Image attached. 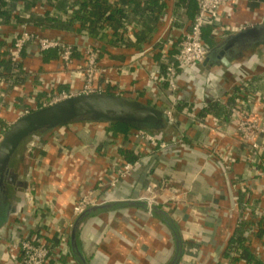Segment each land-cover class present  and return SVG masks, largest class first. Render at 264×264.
I'll return each instance as SVG.
<instances>
[{"label":"crops","instance_id":"crops-1","mask_svg":"<svg viewBox=\"0 0 264 264\" xmlns=\"http://www.w3.org/2000/svg\"><path fill=\"white\" fill-rule=\"evenodd\" d=\"M5 1L0 20L4 122L16 121L26 108H40L56 91L80 89L78 63L83 64L87 48L97 52L103 70L97 85L162 112L173 106L179 123H168L160 131L158 138L169 146L146 157L131 138L133 129L129 134L114 133L105 121L76 122L40 134L32 156L16 169L20 176L30 172L33 178L28 189L12 187L9 202L15 212L4 228L0 223V264H20L11 238L24 229L35 238L57 243L63 227H73L75 201L87 189L95 188L98 202L126 200L140 195L151 180L166 182L159 207L172 218L175 229L143 208L115 206L90 215L81 225L78 241L84 262L72 250L71 227L69 253L49 264H171L177 234L181 238L177 264H215L214 257L220 253L225 257L222 249L235 233L239 217L232 209L239 191L231 179L247 166L232 112L241 100L237 88L245 80L248 88L261 92L256 115L264 118V49L231 67L213 63L182 67L173 90L166 79H158L166 76L167 63L175 60L178 44L197 14L198 0H189L187 6L184 0H107L109 9L102 14L113 16L92 21L85 11L78 16L84 0ZM226 21L234 30L220 38L206 27L214 42L209 49L240 27L264 22V0H243ZM23 31L71 44L78 61L67 64L56 50L41 54L31 44L23 51L18 71L8 72L2 59ZM211 103L218 105L219 113L198 117L197 112ZM199 121L206 123L205 128L198 126ZM171 125L175 131L168 138L163 133ZM124 148L140 152V166L110 187L114 170L133 161L122 153ZM254 186V195L264 201V177Z\"/></svg>","mask_w":264,"mask_h":264},{"label":"built area","instance_id":"built-area-1","mask_svg":"<svg viewBox=\"0 0 264 264\" xmlns=\"http://www.w3.org/2000/svg\"><path fill=\"white\" fill-rule=\"evenodd\" d=\"M242 1L243 0H198L197 14L178 44V53L175 60L167 63L166 76L157 79H166L169 82L170 88L175 90L177 88L176 77L178 75V70L182 67L203 63L209 54L210 49L204 38L206 27H211V33L216 38L224 36L227 32H232L234 26L226 21V18H231L233 16ZM252 25L253 24L245 25L236 31ZM31 44H36L41 54L51 50L58 51L61 60L67 64H75V62L78 61V59H74L76 50L71 44L60 39L47 36L43 37L30 31H23L14 38L13 42L6 50L13 62L14 73L18 71V64L22 60L24 49ZM82 62L83 64L78 63V65H81L79 73L83 80V86L78 90L56 91V93L50 96L49 100L43 103L41 107L57 103L82 93L107 92L102 86L96 84L98 76L102 74L103 71L98 65L97 52L93 49L86 48ZM240 82V89L236 94L241 100L239 99V103L234 108L232 116L236 121L234 133L240 137L239 139L244 146V156L246 160L243 159L246 161L247 166L241 175H237L231 179L234 187L239 191V195L233 202L232 209L240 213L239 221L247 224L248 229L246 235L248 240H258L253 252L264 261V233L260 237L257 234L264 228V201L254 195L256 192L254 182H260L261 178L264 177V118L256 115L258 113V105L262 103V98L261 92L248 88L249 84L245 80ZM113 94L121 95L119 92ZM33 110L35 109L26 108L21 112L20 117ZM175 111V108L171 106L170 109L164 111V113L168 116L171 123L178 124L179 118ZM16 121L4 122L0 117V143L8 128ZM197 124L200 128H205L206 126V123L201 125L200 121L197 122ZM183 132H186L184 128L181 136H183ZM131 135L134 141H138L139 151L143 153L144 157L153 155L159 149L169 146V142L160 141L157 135L143 128L133 129ZM26 147H28L29 150L33 149L29 144H27ZM139 166L140 159L123 162L118 169L114 170L107 185L114 187L121 178L128 176ZM32 178L33 175L31 174V181ZM165 185L166 182L164 181L157 182L151 180V183L142 193L136 198H133V200L160 206L162 202L159 201V193ZM94 189L95 188L87 189L83 196L77 198L74 205L75 216L78 217L90 206L102 203L98 202L97 193ZM32 190H34V188ZM32 190L30 191V197L33 200L34 196ZM71 227L70 224L63 227L58 235V241L55 244L54 242L46 241L44 238H35L33 235H30V233H28L29 231L26 229L22 230L21 234H14L11 238V243L16 251L15 256L20 259V264H49V261L53 258L57 260L60 259V257L69 253L68 241ZM231 245L228 243L222 249L226 253L225 257L221 256L220 253L215 258V255L212 253L215 264H230L234 258H239L243 249L239 247L234 248ZM239 262L240 264H247L244 259H241Z\"/></svg>","mask_w":264,"mask_h":264},{"label":"water","instance_id":"water-1","mask_svg":"<svg viewBox=\"0 0 264 264\" xmlns=\"http://www.w3.org/2000/svg\"><path fill=\"white\" fill-rule=\"evenodd\" d=\"M264 49V22L248 26L222 38L210 49L203 64L213 63L231 67L235 62H246ZM216 59V61H215ZM82 121L121 122L147 128L153 133L162 131L168 123V116L136 98L125 97L108 92L78 94L57 103L37 108L20 117L6 131L0 143V218L9 222L15 207L9 202L12 187L28 189L31 173L20 176L14 165L19 150L28 140L31 148L38 145V137L54 128ZM116 205L136 206L145 209L173 229L172 218L157 205L141 203L133 199L115 200L93 205L84 210L75 220L71 230V244L74 254L84 262L79 249V231L87 217L101 210H110ZM177 252L171 264H177L181 256V238L177 234Z\"/></svg>","mask_w":264,"mask_h":264},{"label":"trees","instance_id":"trees-1","mask_svg":"<svg viewBox=\"0 0 264 264\" xmlns=\"http://www.w3.org/2000/svg\"><path fill=\"white\" fill-rule=\"evenodd\" d=\"M6 3H7V1L0 0V20H2L5 16V12L2 10V7L5 6ZM184 4L186 6L189 5V0H184ZM109 6L110 5L107 3V0H84V7H82L78 11V16L80 17V12L82 10V11H85V13H87V15L90 16V21H92L93 19L98 18V17L107 19V18L112 17L113 15L111 16L109 14L108 16L105 17L104 14H102V11L109 9ZM82 17H84V16H82ZM206 33H208V32H206ZM206 33L204 31V38H205L207 46L209 48H211L210 46H212L214 44L213 38L211 35L207 36ZM214 38H216V37H214ZM51 51H55V50H51ZM51 51H49V52H51ZM4 57H6V58H4ZM4 57L2 59L3 60L2 62L5 63L4 65H5L6 70L8 72H11L10 70L12 69V71H13L14 65H13V62L11 61L10 57L8 56V53ZM18 67H19V65H18ZM237 89L239 90L240 87H238ZM111 93H114V92L111 91ZM178 109H179V111L182 110V108H178ZM219 111H220V109H219L218 105L216 103H211L206 108H203L200 111H198L197 116L198 117H205L211 113H217L218 114ZM105 124H107L109 126V128L112 129V131L114 133H117V131H120V132H123L125 134H129V131H131L132 129H139L140 128L138 126H134L131 124H126V123H121V122H117V123L107 122ZM143 129H146V130L152 132L151 130H149L147 128H143ZM173 130L175 131L174 126H172V125L168 126L163 134L169 138L172 135L171 133H173ZM154 134L157 135L158 137L161 136L160 131H158L157 133H154ZM28 149H29L28 147H25V144H23L22 147L20 148L19 155L16 156L15 162H14L16 169L19 167H22L23 164L25 163L26 159L29 160V158L32 156L34 149H32V150H28ZM122 153L128 159H131L133 161L136 159H139L141 156L140 152H138L137 149L136 150H133V149L130 150V149L124 148V149H122ZM116 206H119V205H116ZM239 216H240V213H239ZM2 222H5L4 218H0V223H2ZM247 229H248L247 224L240 222L239 217H238V227L236 228L235 233L230 237L228 243L230 245L232 244L231 246L234 248H237V247L242 248L243 251L241 254L242 256L240 255L239 258L238 257L234 258L230 264H240L239 261L241 259H244L247 264H264V261L261 258H259L253 252V249H254L258 240L257 239L248 240V237L246 235ZM263 233H264V228L261 229L257 234L260 237Z\"/></svg>","mask_w":264,"mask_h":264},{"label":"flooded vegetation","instance_id":"flooded-vegetation-1","mask_svg":"<svg viewBox=\"0 0 264 264\" xmlns=\"http://www.w3.org/2000/svg\"><path fill=\"white\" fill-rule=\"evenodd\" d=\"M29 143V141H27L25 144L27 145ZM11 190H12V186H11ZM15 190H18V191H20L21 190V187H16V189ZM10 196H11V191H10V194H9Z\"/></svg>","mask_w":264,"mask_h":264},{"label":"rangeland","instance_id":"rangeland-1","mask_svg":"<svg viewBox=\"0 0 264 264\" xmlns=\"http://www.w3.org/2000/svg\"><path fill=\"white\" fill-rule=\"evenodd\" d=\"M29 141V140H28Z\"/></svg>","mask_w":264,"mask_h":264}]
</instances>
